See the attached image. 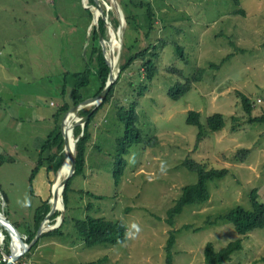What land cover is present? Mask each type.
Returning <instances> with one entry per match:
<instances>
[{
  "label": "rangeland",
  "instance_id": "rangeland-1",
  "mask_svg": "<svg viewBox=\"0 0 264 264\" xmlns=\"http://www.w3.org/2000/svg\"><path fill=\"white\" fill-rule=\"evenodd\" d=\"M88 1L80 3L88 6ZM116 1L119 7V1L127 2ZM143 1L152 4L155 14L151 38L158 46L156 78L146 79L141 60H137L138 68L126 71L113 98L92 121L85 175L73 181L67 210L64 205L65 215L69 214L64 226L68 236L41 237L26 253V261L14 264H165L164 249L171 232L176 236L172 264H205L208 243L219 250L237 240L242 247L224 264H264V228L241 236L230 223L217 219L237 206L249 208L248 194L253 188H258V200L264 203V121L250 123V118L264 116V0H240L239 7L233 0ZM77 2L0 0V154L6 159L0 164V212L20 227L40 199H51L57 171L48 173L46 164L40 169L34 179L38 197L29 193L28 179L56 125L53 115L62 92L60 76L85 68L86 35L92 26L78 19L82 8ZM100 3L107 11L115 9L112 0ZM238 8L244 14L235 13ZM128 9L141 27L127 28L123 12L116 13L121 36L109 42V32L107 55L110 43L117 53L126 28L133 52L149 43L145 40L149 26L143 17L145 8L130 5ZM195 78L200 79L191 83L182 98L174 101L168 96L178 81ZM96 91L92 82L89 92ZM241 95L253 104L250 115ZM135 101L136 127L146 144L129 148L115 186L117 140L125 131L118 112ZM189 111L200 113L206 128L199 138V129L186 122ZM213 114H222L225 121L217 132L206 127ZM241 149L249 151L245 160L235 157ZM187 161L205 162L228 172L222 180L208 183L205 203L185 207L171 226L167 210L182 187L197 180V174L186 167ZM52 215L49 225L60 214L55 219ZM86 215L122 222L128 231L127 242L82 243L70 218ZM5 243L0 230V264L9 259Z\"/></svg>",
  "mask_w": 264,
  "mask_h": 264
},
{
  "label": "trees",
  "instance_id": "trees-1",
  "mask_svg": "<svg viewBox=\"0 0 264 264\" xmlns=\"http://www.w3.org/2000/svg\"><path fill=\"white\" fill-rule=\"evenodd\" d=\"M76 1L77 0H75V2ZM100 1L101 0L88 1L90 6H95L101 10V15L98 17V21L96 24H92L93 11L82 6L80 0L79 3L77 2L79 7L81 6L82 8L81 11L77 13L78 19L79 17H82L85 21H87L89 25L92 26L90 27L88 34L86 35L85 33L88 41L86 45L85 68L82 71H77L73 75H71L69 72H62V74L60 73L62 92L60 94L61 97L59 98L60 102L57 105L56 111L53 115V119L56 125L55 128L49 133L44 144L42 145L39 158L28 179L29 193L31 194V196H37L34 190V179L38 172H40V169L46 164V171L48 173L50 171L56 172L65 158L66 153L64 151V138L62 136L60 125L62 117H64L67 112L82 103L84 100L93 98V96H97L104 88L108 79L110 67L105 61L99 36L101 35L104 39H107L109 37L108 23H110L112 28L116 31L118 29L119 21L116 17V10L113 9V11H107L100 3ZM233 1L236 6H240V0ZM84 3L86 4V2ZM119 3L124 14L127 28H134L138 25V22L135 19L136 15H133V12L129 10L128 7H130V5H133L145 8L143 17L144 21L149 24V26H146L145 40L149 41V43L145 49L133 52V45H129V42L126 40V28L121 43V56L119 63L120 71L118 73L117 79L111 85L105 99L97 108H94L95 106H92L90 108L81 109L78 112V116L80 117L86 115L89 116L84 124L83 129L81 125H77L74 129L75 137H78L79 135L80 136L76 142L74 174L67 181L62 192L66 210L67 203L69 201V193L72 191L73 181L77 177H83L85 175L87 165V147L92 138L91 124L94 117L97 115L98 110L113 98L115 92L117 91L118 85L123 83L125 79L126 71L133 70L134 68L139 67L137 60L142 61V66L144 68L143 70L145 71L147 80L152 81L154 78H156L158 72L157 68L155 67L156 64L154 59L157 56L155 51L158 49V46L153 43L151 38V33L154 30L152 21L155 17V14L152 12V4L143 0H127V2L119 1ZM234 12L237 14H244L245 11L238 8L234 10ZM60 14L67 21H69L66 14L62 12H60ZM58 15L59 14H57L56 16ZM106 15L108 16V18ZM75 18L76 15L75 17H73V21L75 20ZM57 19L59 20V18ZM137 27L140 28L141 26ZM149 49H151L152 52L148 53L147 51ZM176 49L179 55L183 56L181 48L177 46ZM199 79L200 78H195L194 80L186 79L185 83H181L180 81H178L176 84L170 87L168 96L174 101L179 100L190 91L191 83ZM92 82L93 86H95L97 90L94 94L89 92ZM137 95L141 97L143 95L142 91H139ZM241 100L245 111L250 115L253 109L252 102L244 95H241ZM136 105L137 102L135 101L134 103L130 104L128 108L121 107L118 112L119 121L124 124L125 131L123 136H121L117 140L118 154L116 156V162L112 173V179L115 186L119 184V181L121 179L125 164L124 156L128 153L129 148L132 145L146 144V142H144L142 138L143 135L141 131L136 127V123L138 120L137 113L135 112ZM259 121H264V116L262 118H250V123ZM186 122L188 125L195 126L199 129L198 138L201 137L202 134H205L206 128L203 127L200 121V113L196 111H189ZM224 125L225 121L222 114H213L207 118L206 127L210 132H217L221 130ZM246 154H249V151L246 149H241L237 152L235 157L245 160ZM5 160V157L0 154V164ZM185 165L190 171L197 174V180L192 184L183 186L180 196L167 210V222L171 226H173L175 217L179 215L185 207L193 205L196 206L205 203L209 198L208 183L222 180L228 172V170L225 168H211L207 164H205V162L200 163L197 161H187ZM89 195L92 197H96L92 193H90ZM258 196V188L251 189L248 194L247 200L248 204L250 205L249 208L237 206L231 209L226 214L219 216V218L217 219L223 222L225 221L230 223L233 226L235 233L241 236L246 235L254 230L264 228V203L259 202ZM3 198L4 200H7L5 195H3ZM50 209L51 204L49 202V198L40 199V204H38L34 208V210L30 211L31 216L29 220L24 225H21L24 228L18 226L20 225L18 223L13 224L17 230L18 228H20V230L21 228H23L21 232H19L21 240L20 244L22 248H25L32 241L39 228L40 223L45 219ZM59 214L60 212H55L52 215L51 219H55ZM68 217L69 214H66L61 226L52 231L43 233L41 237L59 236L64 238L68 236L65 231L66 227L64 228L65 224L69 222ZM70 222L72 224L73 231L77 234L78 239L82 243H85L89 246L124 244L128 240V231L126 229V226L120 221L108 220L103 217L86 215L79 218H70ZM0 230H3L5 233V254L10 256L9 236L6 230H4L1 225ZM40 239L35 244H37ZM175 239V234L171 232L164 249L165 264L173 263V247L175 244ZM241 247V242L239 240L232 241L227 246L219 250H216L211 243H208L204 248L205 264H224L225 262H228L231 259L232 254L239 250ZM27 254H24L18 261H20L21 259L26 261ZM4 263L5 262H2L1 264Z\"/></svg>",
  "mask_w": 264,
  "mask_h": 264
},
{
  "label": "water",
  "instance_id": "water-1",
  "mask_svg": "<svg viewBox=\"0 0 264 264\" xmlns=\"http://www.w3.org/2000/svg\"><path fill=\"white\" fill-rule=\"evenodd\" d=\"M113 1V5L114 8L116 10V13H118L119 15H121L122 10L120 9V7L117 4L116 0H112ZM84 7L89 8L93 11V19H92V23L96 24L98 21V17L101 15V10L95 6H86L83 3ZM121 10V12H120ZM109 26V32H110V40L109 42L112 41L113 37L117 36L120 38L121 36V26L118 25V30L117 32L112 28L111 24L108 23ZM100 39V43L102 46V51L104 53V58L106 63L109 65L110 67V73L108 76V79L106 81V84L104 86V88L102 89V91L93 98H88L86 100H84L82 103H80L79 105L75 106L74 108H72L69 112H67L62 120V136L64 138V149L66 150V156L61 164V166L58 168L56 176L59 172V170L62 168V166L66 163L71 164V171L69 172V174L64 178L63 182H62V190L64 189L65 184L67 183V181L73 176L74 174V170H75V159H76V142L79 138L75 137L74 141L71 142V144L69 145L66 142L65 136L63 134V126L65 123V119L66 117L72 112H78L79 110H81L82 108L86 107V106H95L94 108H97L105 99L107 93L110 90L111 85L115 82V80L117 79L118 73L120 71L119 68V62H120V56H121V44L119 42V45L117 46L118 50L117 53L115 52L114 46L112 43H110L109 46V52L107 55L106 52V40L100 35L99 36ZM120 41V40H119ZM108 42V43H109ZM112 60H114V64H115V72L112 71ZM89 115L83 116V117H78V120L76 121L75 125H81L82 129L84 127V124L86 122V120L88 119ZM82 134V132H81ZM55 176V178H56ZM55 180L52 183V195H51V199L49 200V202L52 204L51 209L49 210L48 214L46 215L45 219L40 223L39 228L35 234V236L33 237L32 241L25 247L22 248L21 247V240H20V236H19V232L17 231L16 227L10 223L4 216L5 222L3 220L0 219V225L3 227L4 230H6L8 236H9V248H10V256L9 259L5 261L4 264H14L17 260H19L24 254H26L34 245L35 243L40 239V236L48 231H52L56 228H58L59 226H61L64 217H65V210H64V203L62 200V196H61V192H57L56 195L53 194V185H54ZM60 201L61 207H57L56 203ZM55 210H59L60 211V215L57 218V221L54 225H49L47 224V220L50 218V216L54 213ZM7 223V224H5ZM46 225V226H45ZM13 243H15V247L13 245Z\"/></svg>",
  "mask_w": 264,
  "mask_h": 264
},
{
  "label": "bare ground",
  "instance_id": "bare-ground-1",
  "mask_svg": "<svg viewBox=\"0 0 264 264\" xmlns=\"http://www.w3.org/2000/svg\"><path fill=\"white\" fill-rule=\"evenodd\" d=\"M84 1V0H83ZM86 2V1H85ZM87 4V2H86ZM114 42L116 39H119V37L117 38V36L113 37ZM112 39V40H113ZM112 42V41H111ZM113 44V43H112ZM109 52V51H108ZM109 57V56H108ZM112 71L115 72V64H114V60H112ZM78 112H74L72 111L65 119V123L63 126V134L65 136L66 142L70 145L72 141H74L75 138V134H74V128H75V123L78 120ZM71 171V164L66 163L62 166V168L59 170L56 178L54 179V185H53V194L56 195L57 192H62V182L64 180V178L69 174V172ZM57 207H61L60 201H58L56 203ZM1 213V212H0ZM0 219L3 220L5 222L4 216L2 214H0ZM7 224V223H5ZM49 224V223H48ZM8 225V224H7ZM46 226V225H45ZM14 247H15V243H13Z\"/></svg>",
  "mask_w": 264,
  "mask_h": 264
},
{
  "label": "clouds",
  "instance_id": "clouds-1",
  "mask_svg": "<svg viewBox=\"0 0 264 264\" xmlns=\"http://www.w3.org/2000/svg\"><path fill=\"white\" fill-rule=\"evenodd\" d=\"M105 40H106V39H105ZM91 106H93V105H91ZM86 107H87V106H86ZM82 109H83V108H82ZM79 111H80V110H79ZM79 111H78V112H79ZM0 214H1V213H0ZM40 237H41V236H40ZM9 246H10V245H9ZM8 257H9V256H8ZM5 261H6V260H5Z\"/></svg>",
  "mask_w": 264,
  "mask_h": 264
}]
</instances>
